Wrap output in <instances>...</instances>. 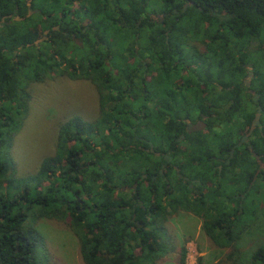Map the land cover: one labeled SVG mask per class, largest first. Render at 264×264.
I'll return each mask as SVG.
<instances>
[{
	"label": "trees",
	"instance_id": "1",
	"mask_svg": "<svg viewBox=\"0 0 264 264\" xmlns=\"http://www.w3.org/2000/svg\"><path fill=\"white\" fill-rule=\"evenodd\" d=\"M53 72L91 82L99 115L64 120L55 152L18 175L27 85ZM194 112L203 131L187 129ZM251 149L264 157V0H0V264H41L42 217L67 221L85 264H158L180 199L213 243L239 238L264 210L245 203L255 186L264 202ZM227 256L262 264L264 242L249 263L237 244Z\"/></svg>",
	"mask_w": 264,
	"mask_h": 264
},
{
	"label": "rangeland",
	"instance_id": "2",
	"mask_svg": "<svg viewBox=\"0 0 264 264\" xmlns=\"http://www.w3.org/2000/svg\"><path fill=\"white\" fill-rule=\"evenodd\" d=\"M154 5L160 8V4L155 2L151 3V9ZM153 15L162 18L161 13ZM215 30L216 28L211 26L210 31ZM192 36L196 43L204 38L202 33L194 32ZM199 45L205 48V43ZM185 52L194 53L190 48L185 49ZM193 60L198 62L200 59ZM248 77L250 76L244 77L246 82ZM233 78L237 76L234 75ZM27 87L30 92L29 112L15 134L11 146L13 166L18 175L34 172L46 156L55 152L58 128L64 120L72 115L95 120L100 112L96 87L85 79H74L66 74L53 72L43 80L30 81ZM205 98L207 99L206 96L203 97L204 100ZM180 146L182 149L181 143ZM180 182L183 183L181 180ZM249 196L250 194L246 197ZM245 203L254 205L252 202ZM183 204L180 199V208L172 212L164 223L162 238L165 253L161 255L158 264H180L179 257L184 250L185 264H230L232 261L227 253L233 244H237L241 249V262H247L251 253L264 242L262 209H259L256 216H249L251 223L241 232L239 238H225V243L217 244L210 241L206 235L204 228L207 217L205 219L182 209ZM36 225L45 237L43 251L39 253L41 264H85L80 253L78 237L71 231L66 220L42 217Z\"/></svg>",
	"mask_w": 264,
	"mask_h": 264
},
{
	"label": "flooded vegetation",
	"instance_id": "3",
	"mask_svg": "<svg viewBox=\"0 0 264 264\" xmlns=\"http://www.w3.org/2000/svg\"><path fill=\"white\" fill-rule=\"evenodd\" d=\"M246 67H249L250 65L245 64ZM251 69V68H250ZM250 69H246L247 73L249 72L250 74ZM184 72V71H183ZM185 73V72H184ZM186 75L190 76V71L185 73ZM192 78V77H191ZM182 80V75L181 76H176L175 77V82L179 83ZM253 95H255V92H253L251 89H249ZM203 95V94H202ZM203 97V96H202ZM194 118L193 120L187 119V129L188 131H203L206 126V116H202L201 118H198L197 114L194 112ZM256 125V124H255ZM183 137L180 139L182 141ZM248 139L246 138V135H244L242 137V141H247ZM252 153V157H251V167L249 168V171L251 172V179L249 182V185L255 181V183H258L259 180V175L261 174V171H263L262 175V180L264 181V157L261 156L259 153L258 156H255V151L253 149L250 150ZM257 153V152H256ZM259 160H261V162H259ZM221 165H219L218 167L220 168ZM257 181V182H256ZM261 190L260 187L255 186L254 187V191H253V195H252V203L254 205H264V202H261L258 196V191ZM259 212V208L258 206L256 207V214ZM255 214V216H256Z\"/></svg>",
	"mask_w": 264,
	"mask_h": 264
},
{
	"label": "water",
	"instance_id": "4",
	"mask_svg": "<svg viewBox=\"0 0 264 264\" xmlns=\"http://www.w3.org/2000/svg\"><path fill=\"white\" fill-rule=\"evenodd\" d=\"M48 32H49V29H48V28L45 29V31H44V36H43V37H40V38H38V39H36V43H38L40 40H42V39L47 35ZM259 114H260V113H259V110H257V111L255 112V114H254V117H253L252 121H251V124H250V126H249V129H248V131L245 133V135H248V134L251 132V130L254 128L256 122H257L258 119H259ZM258 155H259V154L255 152V156H258ZM259 162H261V160H259Z\"/></svg>",
	"mask_w": 264,
	"mask_h": 264
}]
</instances>
